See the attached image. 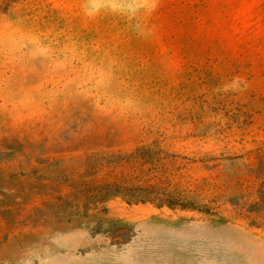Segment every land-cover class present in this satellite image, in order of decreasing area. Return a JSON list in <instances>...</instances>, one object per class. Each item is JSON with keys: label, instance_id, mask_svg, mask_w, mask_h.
I'll use <instances>...</instances> for the list:
<instances>
[{"label": "rangeland", "instance_id": "374dc122", "mask_svg": "<svg viewBox=\"0 0 264 264\" xmlns=\"http://www.w3.org/2000/svg\"><path fill=\"white\" fill-rule=\"evenodd\" d=\"M0 264H264V0H0Z\"/></svg>", "mask_w": 264, "mask_h": 264}, {"label": "trees", "instance_id": "16d2710c", "mask_svg": "<svg viewBox=\"0 0 264 264\" xmlns=\"http://www.w3.org/2000/svg\"><path fill=\"white\" fill-rule=\"evenodd\" d=\"M152 152L150 147H141L123 158H117L118 161H114L115 163L111 162L110 164L115 167L123 164H136V166L140 164L141 169L138 166L137 169L141 170L142 176L139 180L142 179L143 182L141 184L127 183L126 178L121 176L105 185L99 194V199L103 201L107 196H119L128 203L152 202L158 207L167 206L170 209L181 208L182 210L209 212V208L182 196L171 184L167 171L157 170L155 174L158 172L160 177L155 176L153 163L157 159L151 155ZM144 167H149V169H144Z\"/></svg>", "mask_w": 264, "mask_h": 264}]
</instances>
